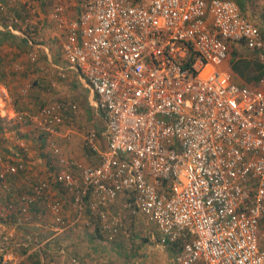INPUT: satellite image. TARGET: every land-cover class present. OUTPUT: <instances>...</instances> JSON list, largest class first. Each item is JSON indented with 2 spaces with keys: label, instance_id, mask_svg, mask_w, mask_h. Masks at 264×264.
<instances>
[{
  "label": "built area",
  "instance_id": "built-area-1",
  "mask_svg": "<svg viewBox=\"0 0 264 264\" xmlns=\"http://www.w3.org/2000/svg\"><path fill=\"white\" fill-rule=\"evenodd\" d=\"M65 13L56 6L50 15L66 66L53 69L61 80L66 68L82 79L106 141L101 150L95 132L84 137L95 165L51 145L52 183L73 195L69 225L86 204L102 231L115 232L119 219L108 207L123 198L154 225L161 246L176 250L174 264H264V78L247 86L223 68L234 46L264 57L259 24L236 0H81L75 19ZM9 21L2 32L15 36L29 18ZM8 98L0 81V113ZM69 111L46 104L31 114L11 110V119L51 137ZM17 201L19 223L41 203L52 224H66L48 181L32 182ZM12 256L0 247V264L21 263Z\"/></svg>",
  "mask_w": 264,
  "mask_h": 264
},
{
  "label": "rangeland",
  "instance_id": "rangeland-1",
  "mask_svg": "<svg viewBox=\"0 0 264 264\" xmlns=\"http://www.w3.org/2000/svg\"><path fill=\"white\" fill-rule=\"evenodd\" d=\"M72 1L73 0H44V5L50 6V9L52 8L49 14H46L49 21H51V12L56 6L65 8L66 12L69 3H72ZM74 1L77 6V16L81 0ZM144 1L146 2L148 0H143V2ZM28 2L32 3L33 9L36 8L35 4H38V0H0V4L2 5V9H0V25L2 29L8 26L9 20L13 16H16L18 19L28 17L29 23L17 24V31L25 36H30L32 34L31 32L34 31V37L36 40H39V43L47 42L45 39L51 36L52 38L50 39H52V41L50 45L59 53V45L62 39L53 21H51V28H53V26L54 28L45 31L43 27L39 28V24L36 25L35 22L37 20H34V18L39 14L32 11V6H30L28 11H23L24 9L19 10L18 7L14 6L15 3L26 6ZM237 2H239V4H247V6L244 7H242V5L239 6L241 12L249 19L259 24L264 36V0H237ZM37 9L38 8H36V11ZM16 36L17 35H15V37ZM17 37H19L17 38L18 44H21L18 45V47L24 48L19 41L20 36ZM11 48H14V43H11ZM235 56L257 59L264 64V57H260L255 52L241 47L233 49L231 57ZM57 60L59 61L58 54ZM226 67L230 70V62L227 63ZM59 85V90H55L58 92V95L54 96L57 98L51 99L46 104H53L65 100V98L61 96V92H64L63 86L65 85V81L64 83H59ZM247 85L255 86L256 83L250 82ZM72 90L73 94H76L74 93L76 91L75 88H72ZM80 91L82 92V99H74L79 114L75 121L65 122L64 128L62 129L69 130L70 133L74 134V140L78 143L76 144V150L79 148L82 149V140L88 131L96 133L99 148L104 150L106 141L102 136L105 126L103 115L95 108L92 109L86 102H82L83 97L86 96L87 89L81 88ZM71 93V89L68 88L69 96H71ZM69 98L71 100V97ZM19 128H16L14 120L0 117V247H6V249L12 253V259L19 258L21 261L20 264H32V261L36 260L27 259V256L31 252L36 253V251H39V256L37 258L38 264H125L126 261H129L126 264H142L151 261V259H155L157 251L154 248L158 235L154 225L147 218L134 214L131 209L126 208L123 198H119L108 207L110 217L119 219L120 227L115 232L102 231L99 227L96 212L91 210L86 204L83 205L80 211L79 221L75 225H71L69 228L62 231L73 230L69 232L70 239L68 240H79L78 247L76 244L73 248L64 246L67 249L62 246L63 242L61 241H65V234L67 232L60 237H53V233L49 230L50 222L48 223L42 220V215L46 214L47 208L42 206L41 203L36 206L27 207V211L24 212L25 217L22 215V219L24 220L20 223L16 221L14 218L16 217L15 215H17L18 218L20 217V212L18 211L20 206L17 201V196L28 192L29 185L32 182L48 181L52 185L53 183L50 181H52V175L55 169L51 150V144L53 142L47 139L43 145H40L41 148L32 145L35 150H29L30 148L26 145L20 146L18 144L20 137H18L17 130H19ZM37 137L36 133V139ZM61 139H63L62 136L56 139L53 138L55 143L60 147L61 153L68 155V152L62 147L63 143L60 142ZM9 146L13 148L12 153L8 152L10 151V149L7 148ZM24 148H29V151L25 152L23 150ZM27 155H30V158ZM68 156L79 159L89 165H95L98 160L96 154L90 153L87 150L81 154V158L77 155L69 154ZM33 159L34 161L39 160V164L32 166L27 162ZM18 165H22V169H19L16 174L9 175L5 173L6 167ZM52 166L53 170L51 168ZM61 189L62 188L58 190L56 197L63 202L62 210L64 221L66 222L69 220V222H71L77 214L72 207L73 195L70 191L64 189L61 191ZM59 191L62 193H59ZM61 194L63 198L58 196ZM32 210H36L38 213L37 216ZM41 222L43 223L41 226H44L42 228L44 231H40L39 228L35 226ZM53 225L56 228H60L65 227L67 224H63V226ZM48 237H51L49 241L51 244L46 243L41 248L34 247V243H41L40 241ZM25 243H27V245H25ZM25 248H27V252L23 254V249ZM126 251H128L129 254ZM112 253L116 255L112 257ZM133 253H135V255L131 259L130 257ZM167 257L170 259L174 258L172 252L169 250L166 255V258ZM118 260H120L121 263Z\"/></svg>",
  "mask_w": 264,
  "mask_h": 264
},
{
  "label": "crops",
  "instance_id": "crops-1",
  "mask_svg": "<svg viewBox=\"0 0 264 264\" xmlns=\"http://www.w3.org/2000/svg\"><path fill=\"white\" fill-rule=\"evenodd\" d=\"M44 0H38V4H35V7L38 8L36 11V8L33 9L32 6V1L26 3L27 5H21L20 3H15V7H18L19 10L20 9H24L23 11H28V9H30V6H32V11L37 12L36 18H34V20H37L35 23L36 25L39 24V28L43 27V30L48 31L52 26L51 21H49L48 16H46V14L48 15L49 12L51 11L50 6L44 5L45 3L43 2ZM237 2V0H236ZM238 6L244 7L247 6V4H239V2H237ZM69 7H67V11L64 15L66 20H73L76 18V12H77V6L75 1L73 0L72 3H69L68 5ZM240 8V7H239ZM49 22V23H48ZM54 28V26H53ZM51 28V29H53ZM0 31H2V27L0 25ZM32 34L29 36L31 39V43H32V47L28 46L27 43L25 42L26 38H23V36L20 32L19 34L22 35H17L20 36V42L22 43V46L24 48H20L18 47V40L17 38L19 37H15V41L14 43V48H11V44L9 43H0V81L3 83V85L6 88L7 94H8V102H6V109L5 111L7 112V119L11 120V110H14L16 113H34L39 107H42L44 105H46V103H48V101H50L51 99L57 98L54 96L58 95V92L55 90H59L60 85L59 83H64L65 81V85L64 87V92H61V96L63 98H65V100H63L62 102L68 104V105H73L75 107V111L71 112L69 111L68 114L64 113V117L62 120L61 125L58 127V131H59V135L58 136H51L49 137L48 135L39 133L38 130H36L33 126L30 125H16V128H19L18 131V137H20L19 139V145L20 146H27L29 148H24L23 150L25 152L34 149L32 145H36V147L41 148L40 145H43L47 139H49L51 142H53L51 145H55L56 147L59 148V151L61 150L60 147L55 143V141L53 140L56 139L59 136H62L63 139L60 140L62 144V147L64 148L65 151L68 152V155H77L78 157H82L81 154L84 153L86 151L85 148H83V140H82V149H75L76 148V143L74 140V134L70 133L69 130L66 129H62L64 128V123L65 122H71V121H75V119L77 118L79 111L77 108V105L74 102V99L77 98V100H81L82 99V92L80 91L81 88H84L85 90L87 89L84 82L82 81V79H80V77H78V75L72 71V70H68L67 68L65 70H63V74L65 75V78L63 80H61L56 73V70H54L53 68H56L58 66H62L63 68H65V63L61 61L60 59V52H56V49L50 45L52 38L51 36L47 40V42H40L39 40L35 39V32H31ZM26 37V36H25ZM241 46H234L231 50L233 51L234 48H240ZM243 48V47H241ZM245 49V48H244ZM248 50V49H246ZM231 51V53H232ZM34 53L36 56V61L35 62H31V60L29 59V54L30 53ZM231 53H230V57H229V61L231 60ZM256 53V52H255ZM57 54H58V59L57 60ZM223 68H227L226 65H224ZM234 80H236L239 83H243L245 85H247L248 83L240 80L239 78H237L235 75H233ZM63 81V82H61ZM56 83L55 86H53L52 83ZM249 86V85H247ZM68 88L71 89L72 93L71 96H69L68 94ZM72 88H75V92L76 94H73V90ZM68 96H66V95ZM71 97V100L70 98ZM61 99V98H59ZM82 102H86L92 109H96V99L93 96V94L87 89L86 91V96L83 97ZM58 103V102H57ZM55 104V103H53ZM1 110V109H0ZM5 111L3 113H0V117L2 118V114L5 113ZM98 112L101 113V111L98 110ZM102 114V113H101ZM103 115V114H102ZM104 118V116H103ZM4 119V117H3ZM14 120V119H12ZM15 124H17V121L14 120ZM36 133H37V139H36ZM37 140V141H36ZM48 140V141H49ZM25 143V144H24ZM97 145H98V140H97ZM99 146V145H98ZM106 147V145H105ZM10 149V151L8 152H13V148L12 147H7ZM29 149V150H28ZM35 150V149H34ZM60 154L65 156L66 158H73L71 156L68 155H64L61 153ZM30 158V155H27ZM52 158H54L53 154H52ZM92 158V157H91ZM31 160V159H30ZM29 162L32 166L39 164V160H35L34 159L32 161H27ZM54 163H55V158H54ZM53 170V166L51 167ZM32 169V167H31ZM55 170V169H54ZM52 182V181H50ZM61 187H59L56 184H52L51 185V194L54 198H58L57 196V192ZM63 190V188L61 189V191ZM59 193H62L59 191ZM58 196H62L58 195ZM59 199V198H58ZM61 205L63 206V202H61V200L59 199ZM34 211V214H36L37 216V212L36 210H32ZM63 212V210H62ZM46 214L42 215V220L45 222H50V231L53 233V237L54 236H61L63 234H65V241H61L62 246H67V247H74L75 244L78 247V243L79 240L77 241V239L75 240H71L69 241L68 239H70V233L73 230H67L65 232H62V230L57 229L51 221V217L48 213V211L45 212ZM63 215V213H62ZM41 218V217H40ZM24 220V219H23ZM71 222L66 221V224L69 225ZM36 224V223H35ZM43 223L41 222L40 224H36L35 226L39 228L40 231H44L41 225ZM53 225V226H51ZM71 226V225H69ZM69 228V227H68ZM58 238V237H56ZM51 240V237H48L47 239L40 241L41 243H34L33 245H35L34 247L36 248H41L43 247L44 244L46 243H50L49 241ZM59 242V243H61ZM15 245H17L16 243H14ZM32 244V243H31ZM51 244V243H50ZM25 245H27V243H25ZM66 248V247H64ZM67 249V248H66ZM157 252H156V257L155 259H151V261L149 262H145L142 264H174L173 263V258H166L167 252L168 250L172 252L173 257L176 253L175 249H169L166 247L161 246L158 241L155 244V248H154ZM122 250V249H121ZM123 251V250H122ZM111 252V251H110ZM120 252V250H119ZM118 252V253H119ZM128 253V251H126ZM166 253V254H165ZM129 254V253H128ZM116 254L112 253V257H114ZM135 255V253H133L131 255V259L133 258V256ZM74 261V260H73ZM120 262V260H118ZM129 261H126V263ZM121 263V262H120ZM125 263V264H126ZM45 264V263H43Z\"/></svg>",
  "mask_w": 264,
  "mask_h": 264
},
{
  "label": "trees",
  "instance_id": "trees-1",
  "mask_svg": "<svg viewBox=\"0 0 264 264\" xmlns=\"http://www.w3.org/2000/svg\"><path fill=\"white\" fill-rule=\"evenodd\" d=\"M17 29V26L15 27ZM15 36H12L9 32H2L0 31V43H13L15 40ZM28 41H31L29 36H26L25 42L28 45ZM29 46V45H28ZM257 54V53H256ZM230 70L233 75H235L240 80H243L247 83L254 82L257 83L264 77V64L257 59H251V58H244V57H231L230 60ZM58 103H63L62 101H59ZM16 125H20V123H17ZM14 217L17 221L18 216L15 215ZM23 254L27 252V248L23 249ZM39 251H36V253H30L27 256V259H35L36 261H32V264H38V254Z\"/></svg>",
  "mask_w": 264,
  "mask_h": 264
}]
</instances>
